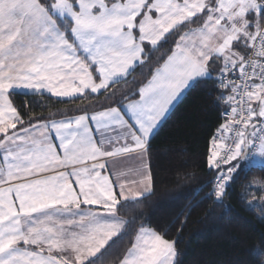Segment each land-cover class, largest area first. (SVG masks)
Here are the masks:
<instances>
[{
	"label": "snow or ice",
	"instance_id": "obj_1",
	"mask_svg": "<svg viewBox=\"0 0 264 264\" xmlns=\"http://www.w3.org/2000/svg\"><path fill=\"white\" fill-rule=\"evenodd\" d=\"M200 85L221 110L204 187L222 203L264 171V0H0V264H179L169 230L128 213L155 194L151 141Z\"/></svg>",
	"mask_w": 264,
	"mask_h": 264
},
{
	"label": "trees",
	"instance_id": "obj_2",
	"mask_svg": "<svg viewBox=\"0 0 264 264\" xmlns=\"http://www.w3.org/2000/svg\"><path fill=\"white\" fill-rule=\"evenodd\" d=\"M136 75L139 78V69ZM29 99L33 97L16 96L17 102ZM42 99L49 111L69 115L75 114L71 109L88 103ZM220 116L202 85L184 96L151 141L155 194L128 213H142L143 222L168 229V238L177 240L179 264H255L256 251L264 249V202L251 204L247 195L259 194L258 185H249L264 178L260 165L239 172L222 203L205 199L209 189L204 185L210 178L205 153ZM185 220L182 231H177Z\"/></svg>",
	"mask_w": 264,
	"mask_h": 264
},
{
	"label": "crops",
	"instance_id": "obj_3",
	"mask_svg": "<svg viewBox=\"0 0 264 264\" xmlns=\"http://www.w3.org/2000/svg\"><path fill=\"white\" fill-rule=\"evenodd\" d=\"M183 98H184V97H183ZM183 98H182V99H183ZM55 99H56V98H55ZM179 103H180V102H179ZM179 103H178V104H179ZM178 104H177V105H178ZM175 108H176V107H175ZM175 108H174V109H175ZM173 111H174V110H173ZM173 111H172V112H173ZM172 112H171V113H172ZM163 124H164V123H163ZM163 124H162V125H163ZM160 128H161V127H160ZM257 165H259V164H257Z\"/></svg>",
	"mask_w": 264,
	"mask_h": 264
},
{
	"label": "built area",
	"instance_id": "obj_4",
	"mask_svg": "<svg viewBox=\"0 0 264 264\" xmlns=\"http://www.w3.org/2000/svg\"><path fill=\"white\" fill-rule=\"evenodd\" d=\"M257 165V164H256ZM255 165L250 166V168H253Z\"/></svg>",
	"mask_w": 264,
	"mask_h": 264
}]
</instances>
